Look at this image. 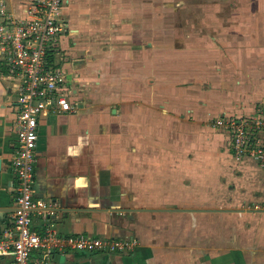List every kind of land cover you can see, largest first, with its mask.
Returning a JSON list of instances; mask_svg holds the SVG:
<instances>
[{
    "label": "crops",
    "instance_id": "crops-1",
    "mask_svg": "<svg viewBox=\"0 0 264 264\" xmlns=\"http://www.w3.org/2000/svg\"><path fill=\"white\" fill-rule=\"evenodd\" d=\"M36 2L0 0V22ZM63 16L54 60L79 109L39 120L32 227L139 244L30 264H264V169L214 124L264 101V0H70ZM15 84L0 61L1 238L16 235Z\"/></svg>",
    "mask_w": 264,
    "mask_h": 264
},
{
    "label": "built area",
    "instance_id": "built-area-1",
    "mask_svg": "<svg viewBox=\"0 0 264 264\" xmlns=\"http://www.w3.org/2000/svg\"><path fill=\"white\" fill-rule=\"evenodd\" d=\"M70 0H37L30 19L0 22V61L16 77L19 109L16 118L18 144L13 166L18 178L17 206L14 211L15 236L0 237V255L12 254L11 264H30L34 249L62 251H130L139 244L136 237L112 238L85 234H60L51 222L44 232L32 227L33 211L47 207L34 196L38 124L42 117L75 112L78 102L67 84L65 72L55 62L58 41L70 30L64 9ZM214 124L227 129L236 155L247 154L264 169V101L244 116H220ZM252 208L264 210V200Z\"/></svg>",
    "mask_w": 264,
    "mask_h": 264
},
{
    "label": "rangeland",
    "instance_id": "rangeland-1",
    "mask_svg": "<svg viewBox=\"0 0 264 264\" xmlns=\"http://www.w3.org/2000/svg\"><path fill=\"white\" fill-rule=\"evenodd\" d=\"M79 106V105H78ZM78 109H79V107H78Z\"/></svg>",
    "mask_w": 264,
    "mask_h": 264
}]
</instances>
